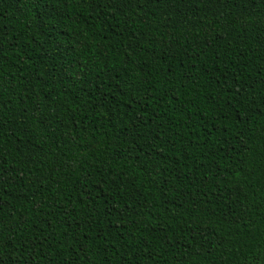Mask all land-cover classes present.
<instances>
[{
    "label": "trees",
    "instance_id": "trees-1",
    "mask_svg": "<svg viewBox=\"0 0 264 264\" xmlns=\"http://www.w3.org/2000/svg\"><path fill=\"white\" fill-rule=\"evenodd\" d=\"M0 264H264V0H0Z\"/></svg>",
    "mask_w": 264,
    "mask_h": 264
}]
</instances>
